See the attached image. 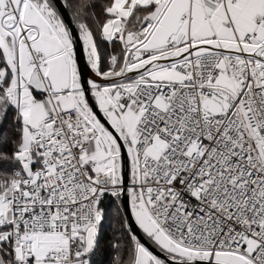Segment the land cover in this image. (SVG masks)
Returning <instances> with one entry per match:
<instances>
[{
	"label": "snow or ice",
	"instance_id": "snow-or-ice-1",
	"mask_svg": "<svg viewBox=\"0 0 264 264\" xmlns=\"http://www.w3.org/2000/svg\"><path fill=\"white\" fill-rule=\"evenodd\" d=\"M264 264V0H0V264Z\"/></svg>",
	"mask_w": 264,
	"mask_h": 264
},
{
	"label": "trees",
	"instance_id": "trees-1",
	"mask_svg": "<svg viewBox=\"0 0 264 264\" xmlns=\"http://www.w3.org/2000/svg\"><path fill=\"white\" fill-rule=\"evenodd\" d=\"M112 236H113V228L110 225L106 226L104 231V240L102 243L101 253L99 256V259L102 262V264H110V262L114 258V250L109 245Z\"/></svg>",
	"mask_w": 264,
	"mask_h": 264
}]
</instances>
